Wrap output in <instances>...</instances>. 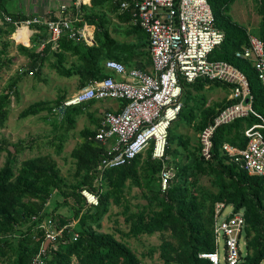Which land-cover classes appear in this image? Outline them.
Segmentation results:
<instances>
[{
  "label": "trees",
  "instance_id": "1",
  "mask_svg": "<svg viewBox=\"0 0 264 264\" xmlns=\"http://www.w3.org/2000/svg\"><path fill=\"white\" fill-rule=\"evenodd\" d=\"M107 2H110V9H117V4L112 0H90L93 8ZM208 2L214 15L216 27L224 33L222 43L211 52L209 59L225 61L247 75L254 98L253 109L264 117V88L258 81L251 63L236 57V52L248 45V32L244 27L231 22L228 13L234 0H208ZM258 12L261 17L260 37H263L264 0H259ZM124 15H128L129 20L132 19L129 12H125ZM12 16L17 18L15 15ZM1 31L8 35L13 31V27L9 26ZM96 43L97 46L84 44L79 46L70 39L62 43L67 44V50L78 54L81 63L77 65V68L60 70V73L66 76L77 73L82 76L83 82L80 88L94 80L109 76L102 72L101 61L109 53L110 46H114L116 42L111 39L102 40L97 32ZM19 52L25 56H33L25 46H20ZM181 84L183 92L187 86L196 90H202L211 84L228 88L223 83L203 79L194 84L187 85L183 82ZM5 98L0 99V128L3 127L8 116L5 109ZM60 102L57 103V106L60 105ZM230 103V101H226L218 109L207 107L200 111L201 119L196 126L197 130L202 131L213 121L214 116ZM91 104L92 102L68 107L69 114L71 112L79 114L83 106ZM42 110L44 107L39 104L31 105L21 112V116H33ZM188 116L190 119L194 116L191 109ZM259 122L257 117L250 116L244 120L238 119L218 127L212 137L211 160L205 161L201 157V146L198 140V147L194 150L188 164L178 166L175 178L171 180L164 192L161 190L159 179L158 191L153 197L158 199L161 208L158 211H153L151 215L143 216L142 213L137 215V219L132 221L131 233L138 236L139 234L152 235L159 231H168L169 238H164L160 245V258L164 264H211L206 259L199 258L198 254L210 253L214 250L212 220L214 206L217 202H225L227 205H231L235 212H243L246 224L244 230L246 253L241 264H261L264 260V177L247 174L235 163L229 161L222 152L224 143L244 147L247 141L243 134L244 129ZM93 135V132H86L81 145L72 151L77 171L84 172V186L61 192L64 203L71 200L72 206L76 210L80 212L81 208L84 209L83 217L82 215L79 217L80 229L76 232L67 229L62 233L56 241V250L49 249L48 251V264H72L73 257L77 264H141L126 244L117 241L111 234L94 231L87 226L86 220H90L91 223L100 220V216L107 210L108 196L114 195L115 190L123 188L126 180L135 177L139 158L143 154L138 155L130 164L103 171L99 183L96 184L94 181L98 177L97 165L105 149L102 145L93 143L89 139ZM167 141L166 155L178 154L177 149H172L175 141L173 142L169 130ZM178 141L179 138L176 142ZM8 146L6 142L4 145L0 143V151L7 152L6 162L0 170V233L11 231L28 217H42L45 206L51 197V189L62 187L56 163L48 156L25 160L16 175L11 164L20 149L16 148L11 152ZM145 154L149 167L144 174V185L149 188L150 184L155 181V174L160 173L163 162L152 160L150 151H146ZM199 174H207L215 178L217 192L209 196L210 204L208 205H202L194 190L187 186L189 180L194 186L197 180H191V178H195ZM107 186L111 188L109 191H106ZM84 188L99 194L98 206L90 207L86 204L80 193ZM57 219H59V223L61 222L60 226L67 224L63 217ZM73 232L78 234L75 241L72 239ZM39 236L40 238L37 239L31 232L26 233L18 241L17 247L9 245L7 240L0 239V256L13 252L16 255L14 264H30L43 240L41 233Z\"/></svg>",
  "mask_w": 264,
  "mask_h": 264
},
{
  "label": "built area",
  "instance_id": "2",
  "mask_svg": "<svg viewBox=\"0 0 264 264\" xmlns=\"http://www.w3.org/2000/svg\"><path fill=\"white\" fill-rule=\"evenodd\" d=\"M112 1L117 4L120 13L129 12L132 23L146 34L152 71L127 69L122 62L109 59L105 62V68L120 78L107 76L94 80L57 106L58 110H64L106 99L122 103L120 110H106L103 113L99 129L89 138L105 149L97 165L98 177L94 182L99 183L103 171L130 164L146 151H150L152 160L164 162L168 130L182 108L181 82L189 85L200 79L228 86L227 101L231 102L199 132L201 157L205 161L212 159V137L218 127L255 116L260 122L243 132L246 145L238 147L224 143L222 152L247 174L264 177V117L253 109L254 98L247 75L225 61L209 59L211 52L222 43L224 33L215 25L208 0ZM85 3V0H66L59 5V14L54 18L49 11L40 17L16 19L0 10V32L12 26L13 31L8 36L13 43L24 46L29 45L30 38L38 33V28H44L54 44L64 37L89 44L92 39L87 26L81 25V10ZM22 31L29 32L27 44L15 38V34ZM236 57L251 63L264 88V36L248 33V45L237 51ZM172 178L171 170L163 167L159 173L163 192ZM80 193L88 206H98V193L87 188ZM226 208L230 209L228 213L225 212ZM245 226L242 211L235 212L231 205L217 202L212 220L214 250L199 253L198 257L211 264H241L244 255L240 240L244 238ZM39 227L44 232L43 240L30 264H48L49 249L56 250L57 239L65 230L72 229L70 224L53 230H47L44 223ZM72 235L75 241L78 234L73 232Z\"/></svg>",
  "mask_w": 264,
  "mask_h": 264
},
{
  "label": "rangeland",
  "instance_id": "3",
  "mask_svg": "<svg viewBox=\"0 0 264 264\" xmlns=\"http://www.w3.org/2000/svg\"><path fill=\"white\" fill-rule=\"evenodd\" d=\"M3 11L25 13L32 10H43L48 4H57L65 0H0ZM259 0H234L228 15L231 22L242 26L248 33L260 35L261 17L258 12ZM38 12V11H36ZM15 13V14H14ZM29 15V14H28ZM114 37L117 43L125 41L121 27L115 28ZM94 33V37H95ZM43 37V36H42ZM42 37L35 36L25 46L32 53V57L25 56L19 52V47L24 46L15 44L10 37L0 32V99L5 98V109L8 112L4 125L0 128V143H8V149H20L15 155L11 164L14 173L18 170L25 160L48 156L56 163V169L61 181L60 189H51V197L47 202L42 217L31 216L16 225L11 231L1 232L0 239L7 240L9 245L17 247L18 241L23 235L31 232L35 238L43 235V230L39 227L42 223L47 230L60 228L58 217H63L67 224L72 225V231L80 229L79 217L84 213L80 212L72 205V201L64 203L62 191H71L84 186V172L76 169V160L72 157V151L77 148L84 140L86 132L95 133L101 124L102 114L95 115V111L101 105L102 108L110 110L116 104V100L106 99L96 101L95 105L83 106L81 112L76 114L70 109L58 110L57 103L64 101L80 89L83 79L75 74L66 76L60 70H67L64 60L58 63L57 53L54 62L55 68L48 66L47 58L42 54ZM27 44V42H25ZM78 61V58L77 60ZM77 68V64L73 68ZM228 88L224 86H205L202 90L193 89L191 86L182 93L181 101L183 107L178 118L172 122L169 128L170 136L173 139L172 149H177L178 154L166 155L162 163V168H168L175 178L178 166H185L193 156L194 150L198 147L199 131L196 126L199 123L200 111L207 107L218 109L227 100ZM39 104L44 110L36 115L22 117L21 112L31 105ZM56 108L57 110H53ZM49 109H51L49 111ZM190 109L193 117L189 118ZM97 119V120H96ZM179 138V141L176 142ZM7 159V152L0 151V170ZM147 156L145 153L139 158L137 174L135 177L125 181L123 188L115 190L114 195L110 194L107 198V210L100 216V220L91 223L86 220L89 228L98 233L111 234L117 241L126 244L136 255L141 264H164L160 258V245L164 238H169L168 231H159L152 235L139 234L132 235V221L137 219L141 213L143 216L151 215L153 211H158L159 201L153 196L157 194L159 185V172L155 174V181L150 187L144 185V174L148 169ZM161 168V169H162ZM196 184L187 182L189 189H193L197 199L202 205L210 204L209 196L217 192L214 176L199 174L195 178ZM111 188L106 187V191ZM120 191V192H119ZM229 208L225 209L228 213ZM76 213H78L76 215ZM84 215V214H83ZM82 215V217H83ZM244 238L240 240L242 254L245 255L246 248ZM222 240L219 243L221 254ZM16 255L10 252L8 255L0 256V264H14ZM72 264H77L76 259L72 258ZM175 264V263H172ZM264 264V260L261 262Z\"/></svg>",
  "mask_w": 264,
  "mask_h": 264
},
{
  "label": "crops",
  "instance_id": "4",
  "mask_svg": "<svg viewBox=\"0 0 264 264\" xmlns=\"http://www.w3.org/2000/svg\"><path fill=\"white\" fill-rule=\"evenodd\" d=\"M85 2L86 3L82 6V10H81V12L83 13L81 25L87 26L92 42L89 44H86L83 40H71V41L74 44H78L79 46L83 44L86 46H93V45L97 46V43H96L97 32L99 33V36L102 40L103 39L104 40H107V39L114 40L116 44L114 46L113 45L110 46L109 53L101 61L102 72L106 75L113 76L115 78H120L115 73L105 68V62L109 59L122 62L126 66L127 69H139L145 72H151L152 63H151L148 40H147L146 34L143 31H141L138 28V26L134 25L131 19L130 20L128 19V15L125 16L124 15L125 13H120L118 10V7L116 10L110 9V4H109L110 2L104 3L101 6H97L95 8H93L92 5L90 4V0H85ZM61 3L57 4V2H55V3H52L51 6H49L48 4L43 10L37 9V10H32V12L26 11L25 13H16L15 16L19 19H25L30 16L40 17V16H43L46 12L50 11L51 16L54 18V17H57L59 14L58 7ZM0 10L2 12H5L1 9V7H0ZM5 13L13 14L7 11ZM89 21H93V22H89ZM114 24H116L115 28H117L116 26H118V28L121 27V29L123 30L122 35H124L126 38L125 41L121 42V44L117 43V40L114 37L115 32H113L112 30L114 29L113 27ZM78 25L80 24H77V26ZM36 30L38 33L34 34L30 38V41L37 35H41V37L43 36L42 37V42H43L42 43V54L44 58H47L48 66L50 68L52 69L55 68V64L54 65L50 64V61L54 62L55 57L53 55L55 53L58 54L57 55L58 63H61L64 60L66 69L72 68L75 64L78 65L81 63L79 59L78 61H76L78 58V54L75 52H72L71 50H67L66 49L67 44H62L63 41L67 40L65 39V37L61 41H59L58 44H54L50 40L49 33L44 28H38ZM94 33H96L95 37H94ZM260 35H254V36L260 37ZM75 74L77 73H73L72 75H75ZM80 77L83 79L82 76ZM95 102L93 101L91 105L92 106L95 105ZM116 102L117 103L114 104L110 108V110H115V111L120 110L122 103L120 101H116ZM95 106L99 107V110L95 111V115L96 113L97 115H99V113L103 115V113L106 110H108L106 108H102L101 105H95Z\"/></svg>",
  "mask_w": 264,
  "mask_h": 264
},
{
  "label": "bare ground",
  "instance_id": "5",
  "mask_svg": "<svg viewBox=\"0 0 264 264\" xmlns=\"http://www.w3.org/2000/svg\"><path fill=\"white\" fill-rule=\"evenodd\" d=\"M29 36V32L22 31L20 34H15V38H17L18 41H24L27 42V37ZM210 84V83H209ZM225 107V106H224ZM215 117V116H214ZM241 120V119H240ZM244 120V119H243ZM223 144V143H222Z\"/></svg>",
  "mask_w": 264,
  "mask_h": 264
}]
</instances>
